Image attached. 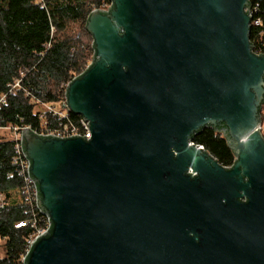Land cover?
Masks as SVG:
<instances>
[{
  "label": "water",
  "instance_id": "water-1",
  "mask_svg": "<svg viewBox=\"0 0 264 264\" xmlns=\"http://www.w3.org/2000/svg\"><path fill=\"white\" fill-rule=\"evenodd\" d=\"M249 0H111L62 108L91 138L22 131L50 227L24 264H264V54ZM222 127V165L193 135Z\"/></svg>",
  "mask_w": 264,
  "mask_h": 264
},
{
  "label": "trees",
  "instance_id": "trees-1",
  "mask_svg": "<svg viewBox=\"0 0 264 264\" xmlns=\"http://www.w3.org/2000/svg\"><path fill=\"white\" fill-rule=\"evenodd\" d=\"M108 4L111 0H0V127L57 125L41 107L59 104L64 85L92 62L94 39L86 23L93 10ZM249 7L253 21L260 20L250 28L253 50L264 54V0H249ZM74 23H81L78 30ZM69 116L75 121L81 117L73 112ZM261 119L263 124L264 102ZM221 129L207 125L192 140L229 167L236 155ZM14 153L15 140L0 135V193L5 197L0 204L5 251L0 264H22L34 228L21 222L36 218L41 225L44 217L24 193Z\"/></svg>",
  "mask_w": 264,
  "mask_h": 264
},
{
  "label": "built area",
  "instance_id": "built-area-1",
  "mask_svg": "<svg viewBox=\"0 0 264 264\" xmlns=\"http://www.w3.org/2000/svg\"><path fill=\"white\" fill-rule=\"evenodd\" d=\"M110 6L111 4H108L102 9L107 10ZM252 24L259 25L260 20L252 21ZM68 83L64 85L63 90L59 93V96L62 98L59 104L57 105L45 104L46 111L52 113V115L56 118L57 125L54 126L45 125L39 128H33L32 126H27V125L22 127H17V126H8L6 128L0 127V130L9 129L13 132V139L15 140V153L13 155V163L17 166L19 174L24 179L25 182L24 193L27 194V199L31 203L35 201L36 205H37V188L34 181L29 176L28 173L30 162L27 159L22 149V143H21L22 131L26 128H31L35 132L41 135H53L62 138L71 137V136H82L86 138H91L92 136L89 121L85 120L83 116H81L77 121H75L69 116L70 111L62 108V102L66 101V89ZM16 84H19V81ZM4 199H5L4 195L0 193L1 205L4 204ZM42 214L44 217L42 219L41 225L38 223L36 218H32L30 220H24L21 222V225L24 227L29 225L32 228H34V232L27 239V250L25 255L22 257L21 260L22 264H24L25 256L29 251V249L31 248V246L33 245V243L37 240V238L40 235L47 232L50 227V221L48 216L45 215L44 213Z\"/></svg>",
  "mask_w": 264,
  "mask_h": 264
},
{
  "label": "rangeland",
  "instance_id": "rangeland-1",
  "mask_svg": "<svg viewBox=\"0 0 264 264\" xmlns=\"http://www.w3.org/2000/svg\"><path fill=\"white\" fill-rule=\"evenodd\" d=\"M73 28L75 30H78L79 29V26H81V23H74L73 25ZM45 106H42L41 109L43 110ZM264 131V123L262 124V132ZM0 135L1 136H6V137H12L13 138V132L9 129H2L0 130ZM5 253L4 251V242L3 240L0 239V257L3 256Z\"/></svg>",
  "mask_w": 264,
  "mask_h": 264
}]
</instances>
